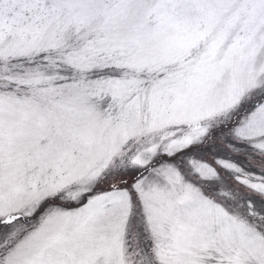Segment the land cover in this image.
Segmentation results:
<instances>
[{
  "label": "snow or ice",
  "instance_id": "obj_1",
  "mask_svg": "<svg viewBox=\"0 0 264 264\" xmlns=\"http://www.w3.org/2000/svg\"><path fill=\"white\" fill-rule=\"evenodd\" d=\"M0 264H264V0H0Z\"/></svg>",
  "mask_w": 264,
  "mask_h": 264
}]
</instances>
